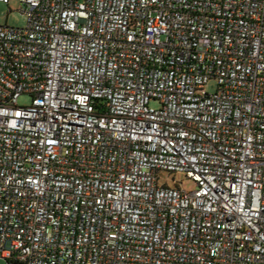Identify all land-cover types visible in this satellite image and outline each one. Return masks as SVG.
<instances>
[{"label": "built area", "instance_id": "1", "mask_svg": "<svg viewBox=\"0 0 264 264\" xmlns=\"http://www.w3.org/2000/svg\"><path fill=\"white\" fill-rule=\"evenodd\" d=\"M19 2L27 26L0 25V259L264 264V0Z\"/></svg>", "mask_w": 264, "mask_h": 264}, {"label": "rangeland", "instance_id": "2", "mask_svg": "<svg viewBox=\"0 0 264 264\" xmlns=\"http://www.w3.org/2000/svg\"><path fill=\"white\" fill-rule=\"evenodd\" d=\"M21 8L19 0H10L9 4L0 2V25L19 28L26 27L28 18L21 12ZM207 90L214 92L216 90V83L211 81L207 86ZM30 103V96H22L19 99V104L22 106L29 105ZM153 106H156V104H153ZM175 181L180 182L182 187L188 191L194 190L196 186L194 181L188 179L183 173L172 174L171 184L175 185ZM0 264H7V262L4 259H0Z\"/></svg>", "mask_w": 264, "mask_h": 264}]
</instances>
